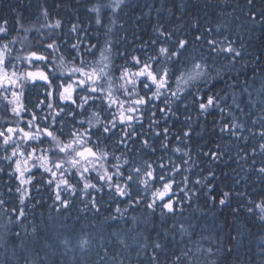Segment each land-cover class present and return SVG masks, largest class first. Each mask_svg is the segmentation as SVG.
I'll return each instance as SVG.
<instances>
[{"label": "snow or ice", "instance_id": "6c2138e0", "mask_svg": "<svg viewBox=\"0 0 264 264\" xmlns=\"http://www.w3.org/2000/svg\"><path fill=\"white\" fill-rule=\"evenodd\" d=\"M125 2L126 0H108L104 3L97 0L89 9L94 13L93 19L97 29H104L103 41L99 39L98 30L93 36L79 24L73 23L68 32L73 34L74 42L69 43L56 31L62 29L63 22L60 19L53 22L46 20L39 27L29 28H25L18 21L17 36L10 35L6 27L7 21L0 25V101L4 102V111L10 113L0 124V150L4 153L0 159L10 163L12 171L8 175L14 174L15 179L19 181L16 192L19 193L20 205L18 209H11L14 218L13 215H8V225H23V218L27 215L26 201L31 200L29 186L34 185L36 173L41 174V179L47 185H54L55 200L64 208L69 206L70 201L62 198L61 189L75 194L77 184L72 180L78 177V182H82L80 193L89 196L92 207L97 212L100 210L89 191H102L89 178L88 174L95 172L96 178L103 181L115 196L124 200L128 207L139 206L145 194H148L149 198L145 203L148 210L155 213L160 209L161 215H174L178 211V204L191 201L192 196L197 194L192 189L179 187L175 179L185 165L191 166L195 163L192 161L191 151L176 144L171 151L181 157H187L181 164H176L171 157L165 163L164 157L160 156L156 161L145 160L143 166H140L129 160L125 152L121 151L120 155H116L110 151L108 142L113 141L118 146L127 148L129 142L138 139L144 149L155 153L157 148L154 141L159 140L160 148L167 152L172 131L169 125L173 118L179 119L177 102L183 103L184 96L191 97V103L196 106L198 116H204L211 111L221 114L217 121L220 125L219 132L227 133L245 144L250 136H258V148L260 152H264V116H261L259 121H251L253 125L260 124V128L254 131L253 128L247 127L234 111L235 109L244 115L250 114L245 113L241 102L235 96L237 90L242 97L247 95V103L255 107L248 80L240 81L248 62L244 61L242 67H236L243 59L244 53L234 46V41H229L227 37L224 42L208 41L212 52L225 54L227 64L231 66L229 71L233 72V75L226 72L222 74L223 69L209 63L207 56H185L190 44L186 38H181L172 45L151 39L150 45L154 46V50L150 55L143 51L136 54L135 49L132 53L119 51L115 47L119 41H114L111 34L117 26L116 14ZM248 4H253V0H248ZM43 15L46 18L49 16L46 9ZM105 15L108 23H105ZM251 18L253 22L264 23V14L260 16L259 21L255 13H251ZM41 29L50 31L45 33ZM33 30L38 34L35 45L29 41L27 35L22 38L19 36V32L28 33ZM154 30L165 40L172 37L170 32L162 31L161 28ZM63 35L67 36L68 33ZM200 39L202 36H195V40ZM18 43L21 45L19 48L16 47ZM146 47H149L147 42L141 45L142 49ZM89 56L91 59L87 58ZM117 57L122 58L124 63L118 64ZM212 60H215L214 56ZM261 62L260 56H256L252 61L253 65ZM255 71L254 68L253 72ZM221 81L225 87L217 90L216 84ZM239 83H243L244 87L238 89ZM29 87L43 88V99L37 98L32 108H29L25 100ZM229 98L231 104H225L224 101ZM183 107L187 109L188 104L183 103ZM260 110L264 112V105ZM44 112L46 114H42ZM80 116L84 118L78 119ZM11 117H15V120ZM145 117L149 119L148 128L153 139L145 138L147 133L142 135L136 130L137 124L143 125ZM184 119L190 121L191 117L185 116ZM245 132L249 135H245ZM191 133L192 127L188 124L186 130L176 135L175 139L186 144ZM216 148L219 149L218 144ZM241 152H244V149H241ZM256 152L257 148L252 147L251 154L255 155ZM203 155L218 162L225 153L217 150L204 152ZM248 156L249 153L245 152L241 158L246 159ZM252 163L255 164L256 161L253 159ZM201 171L203 172V169ZM256 171L264 174V166ZM0 172H4V169L0 168ZM210 178H216V174L211 170L194 183L200 185L202 181H208L203 185L204 194L215 204L217 196L212 194L214 184ZM181 183L187 185L189 177L183 176ZM133 184L139 186L135 196ZM35 186L39 188L41 185L36 183ZM178 193H183V199ZM232 195L230 191H223L218 204L225 205ZM4 204L5 202L0 200V205ZM241 208L264 221V196L258 202L249 198L246 205L241 204L232 211L238 213ZM127 211V207L121 209L117 206L115 209L121 216ZM5 213H8L7 209ZM111 219L117 217L112 216ZM132 222H136L135 217ZM8 225L4 226L5 232L0 236V248L5 246L9 234L20 236V232L12 233ZM189 227L194 228L195 225ZM32 231L34 232L35 228ZM178 231L181 233V239L185 234L189 236V243L185 244L178 254H173L172 264H201L202 257H214L215 252L219 250H214L211 246L205 248L203 245L195 248V242L191 239L194 233H190L184 224L179 225ZM62 243L65 246L69 244L67 240ZM88 243L87 240H81L79 246L83 250ZM120 243L124 244V241L121 240ZM140 247L147 248V245L141 244ZM152 248V264H158L157 251L161 250L163 245L159 241H153ZM119 255L117 253L110 256L108 250L104 249V255L100 256L98 253L99 260L96 264H108V261H111V264H123V260L118 259ZM41 259H33L26 264H41ZM206 264H216V261L210 259Z\"/></svg>", "mask_w": 264, "mask_h": 264}, {"label": "trees", "instance_id": "16d2710c", "mask_svg": "<svg viewBox=\"0 0 264 264\" xmlns=\"http://www.w3.org/2000/svg\"><path fill=\"white\" fill-rule=\"evenodd\" d=\"M95 1L45 0V3L56 11V17L63 22L62 29L56 30L61 33L62 39L68 40L69 43L74 42L73 34L68 32L73 23L79 24L93 36L98 30L99 39L101 38L103 30L97 29L93 19L94 13L89 11ZM15 2V9L11 10L9 0H0V25L7 21L6 27L11 36L18 35L16 31L19 28L18 21L25 28L39 27L38 23H44L46 20L53 22L40 15L38 8L27 4V0H15ZM120 11L119 19L133 20L137 25L131 32L128 31L126 35L118 37L119 51H122L121 42L131 43L127 46L131 49H142L141 45L147 42L149 47H146L148 50L145 52L150 55L154 50V46L150 45L151 39L172 45L175 41L186 38L190 44L185 56H207L209 63H214L215 67L223 69L222 74L226 72L228 75H233V72L229 71L231 66L227 64L225 54L212 52L208 41L224 42L225 37L229 41H234V46L244 53L243 59L236 67H242L244 61L248 62L240 76V81L248 80L249 91L252 92L255 103V107L250 106L247 103L248 96L242 97L237 90L235 96L241 102L245 113L250 114L244 115L235 109L234 111L247 127L253 128L254 131L260 128L259 123L253 125L251 121L253 119L259 121L260 117L264 116V112L260 110L264 105V23L253 22L251 13H255L259 21L260 16L264 14V0H253L251 5L248 4V0H138L131 3L127 9ZM155 28L170 32L171 39L165 40L160 37ZM41 31L47 33L50 30L41 29ZM64 33L68 35L64 36ZM24 35H27L29 41L35 45L38 38L35 30L28 33L19 32L21 38ZM196 35L202 36V39L195 40ZM16 47L19 48L20 44L18 43ZM65 50H67L66 46ZM141 52L136 50V54ZM256 56H260L262 62L253 65L252 61ZM87 58L91 59L90 56ZM224 87L223 81L216 84L217 90ZM243 87V83L237 85L238 89ZM229 93L231 96L230 90ZM25 96L29 108H32L37 98L43 99V88L30 87ZM156 103L160 104L159 101ZM183 103L188 104L187 109L183 107ZM183 103L177 102L179 119L173 118L169 125L172 131L167 152L160 148L159 140L154 141L157 148L155 153L144 149L138 139L129 142L127 148L123 145L118 146L113 141L108 143L110 151L116 155H120L123 151L129 160L140 166H143L145 160L156 161L160 156L164 157L165 163L171 157L176 164H181L187 157L179 156L172 152L171 148L180 144L181 147L190 150L192 161L195 163L191 166L185 165L175 179L179 187L196 191L197 194L192 196L191 201L178 204V211L174 215L168 213L161 215L160 209L155 213L148 210L145 207L148 194H145L139 206L128 207L124 200L115 196L103 181L96 178V173L92 172L88 174L89 178L102 191L89 190L90 195L95 198L101 211L106 209L111 211V215H107L105 219L93 215L95 208L89 203V196L80 193L82 182H78L77 177L72 180L77 184L75 194L61 190L62 198L70 201L67 208L55 200L54 187L37 188L35 181L33 186H29L31 200L26 201L27 215L23 218V225H8V215H13L14 218L11 209L20 207L19 193L16 192L19 181L15 179L14 174L8 175L12 171L10 163L0 159V168L4 169V172H0V200L5 202L4 205H0V236L5 232V225H8L12 233L20 232L19 237L11 234L7 236L5 246L0 248V264H26L37 258H42L41 264H96L99 260L98 253L100 256L104 255V249L108 250L110 256L119 253L118 259H122L123 264H152L153 241H159L163 245V248L157 251L158 264H172L173 254H178L180 249L189 243L187 234L181 239V233L178 231L180 224H184L190 233H194L191 239L195 242V248L203 245L205 248L211 246L214 250L219 249L214 257H202L201 264H206L210 259H214L216 264H264V251H261L264 249V221L247 213L243 208L238 213L232 211L241 204L246 205L249 198L258 202L264 196V174L256 171L264 166V152H260L258 148L260 138L250 136L248 143L245 144L227 133L219 132L220 125L217 121L221 114L218 111L198 116L196 106L191 103V97L184 96ZM224 103L231 104V99ZM2 105H0V124L4 122L3 118L6 115L10 116ZM185 116H190L191 120L186 121ZM83 118L84 116L78 117V119ZM11 119L14 121L15 117ZM148 124L149 119L145 117L143 125L137 124L136 130L142 135L147 133L145 138L153 139ZM188 124L192 127L190 139L186 144L177 141L176 135L186 130ZM67 131L66 127L65 133ZM245 135L249 134L245 132ZM217 144L219 149L216 148ZM252 147L257 148L255 155L251 154ZM241 149H244V152H241ZM217 150L225 153L218 162L211 161L210 157L203 155L204 152ZM245 152L249 153V156L242 159ZM3 155V151L0 150V156ZM253 159L256 161L255 164L252 163ZM210 170L216 174V178H210L211 183L214 184L212 194L217 196L215 204L211 203L204 194L203 185L208 181H202L200 185L194 183L195 180L207 175ZM36 175L41 176L40 173ZM183 176L189 177L187 185L181 183ZM138 189L139 186L133 184L134 196ZM223 191H230L233 195L228 203L221 206L218 204V199ZM235 193L245 195L237 196ZM178 194L183 199V193ZM117 206L121 209L127 207L128 211L121 216L115 212ZM5 209L8 210L7 214ZM112 216H116L117 219H111ZM133 217L135 223L132 222ZM106 224L113 230L107 234L103 230ZM191 225L195 227H189ZM33 228H35L34 232ZM64 240L69 242L68 246L62 243ZM81 240L89 241L83 250L79 246ZM121 240L124 244L120 243ZM141 244H146L147 248H141ZM229 248L231 251H228ZM71 249L73 251H70ZM108 264H111V261H108Z\"/></svg>", "mask_w": 264, "mask_h": 264}, {"label": "bare ground", "instance_id": "6f19581e", "mask_svg": "<svg viewBox=\"0 0 264 264\" xmlns=\"http://www.w3.org/2000/svg\"><path fill=\"white\" fill-rule=\"evenodd\" d=\"M14 1L15 0H9V2L11 4V10L15 9L16 2L14 3ZM135 1H138V0H128V2L124 5L125 8H122V9H127V7H129L131 5V3L135 2ZM96 2L97 1H95V3ZM27 4H29L30 6H35L36 8H38V11H39L40 15H42L44 18H46V17L43 15V12L46 9L47 12L49 13V16L46 19H50V21H52V20L54 21L55 19H58L56 17V15H55L56 14V11L53 8H50L49 5L47 3H45V0H27ZM120 25H123V27H120ZM136 25H137L136 22L133 21V20L132 21H128L127 19H124L123 20V18L122 19L121 18L119 19V16H117V26L114 28L113 33L111 34L112 35V39L114 41H117L119 36L121 37L122 35H124L128 31L131 32L133 30L132 28L134 26H136ZM102 30L104 32V29L103 28H102ZM103 32L101 33L100 41H103V39H104ZM129 45H131V43L121 42L122 51H127L128 53H132L134 48L133 49L128 48L127 46H129ZM115 47H116V49L119 48V44L117 43L115 45ZM136 50H141V51H144L145 52V51L148 50V48H145V49H135V51ZM114 55H115V53H114ZM116 62L118 64H122V58L117 57L116 58ZM25 100H26V96H25ZM45 147H46V145H45ZM36 182L41 185L40 186L41 188H44L43 186H46V187L47 186L48 187H54V185L53 186L47 185L41 179V176H39V175H36ZM93 215L99 216V217H102L103 219H105L107 217V215H111V211L109 209H106L104 211L99 210L97 212L96 209H95L93 211ZM103 230L106 232V234L107 233H110L111 231H113V230H111V227H109L107 224L104 225V229ZM70 251H73V249H71Z\"/></svg>", "mask_w": 264, "mask_h": 264}, {"label": "rangeland", "instance_id": "374dc122", "mask_svg": "<svg viewBox=\"0 0 264 264\" xmlns=\"http://www.w3.org/2000/svg\"><path fill=\"white\" fill-rule=\"evenodd\" d=\"M96 1H97V0H96ZM102 2L107 3L108 0H102ZM127 2H128V0H126L125 4H126ZM96 3H97V2H96ZM96 3H95V4H96ZM125 4H124V5H125ZM124 5H123L122 8H125ZM107 11H108V10L106 9V10H105V13H107ZM120 12H121V11H119V12L116 14V17L120 15ZM52 21H53V20H52ZM105 23H108L107 15H105ZM40 24H41V22L38 23V25H40ZM20 46H21V45H20ZM29 88H30V87H29ZM29 88H28L27 90H29ZM27 90H26V92H27ZM1 103H4V102H3V101H0V105H2ZM61 190H62V189H61Z\"/></svg>", "mask_w": 264, "mask_h": 264}]
</instances>
